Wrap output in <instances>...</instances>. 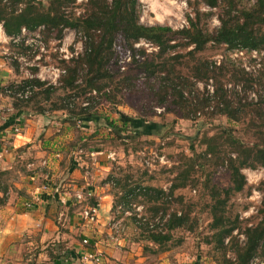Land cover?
<instances>
[{"label": "rangeland", "instance_id": "1", "mask_svg": "<svg viewBox=\"0 0 264 264\" xmlns=\"http://www.w3.org/2000/svg\"><path fill=\"white\" fill-rule=\"evenodd\" d=\"M41 1L47 6L48 0L33 2ZM87 1L76 0L65 11L72 16L82 15L86 11ZM254 3L255 0H239L240 6L250 7ZM3 4L12 7L6 0ZM23 6L24 2L18 5L20 8ZM196 11L200 13L202 28L209 32L218 28L220 9L206 5L203 0H138L136 5L140 23L169 26L174 30L189 26V18L195 19ZM0 26V72L9 76L5 90L10 88L9 85L13 86L11 92H21L23 87L30 90L26 99L16 98L13 92L2 93L4 99L0 104V122L15 114L16 110H22V130L32 127L30 120L35 119L33 133L41 139L35 144L43 149V139H48L52 144H47V150H44L60 153L59 156L46 155V163L41 168H35L37 175L34 182L43 183L46 180L42 179L43 173L56 178L63 170L76 167L77 164L73 165V162L81 163V166L77 165L81 170L97 173L90 179L91 185L100 188L101 194H107L106 202H101V207L97 204V208L109 216L105 227L110 232L104 234L85 230L106 248H113L115 237L125 235L137 240L130 246L138 250L135 253L140 252L141 247L147 249V263L150 264H156L165 256L168 264H223L222 250L208 242L213 233L210 207L213 198L210 188L204 185L208 180L210 186L218 189L232 185L228 159L229 156L236 157V154L226 140L228 132H232L245 146L264 143V48L256 50L254 54L245 49L240 53L239 49H229L225 44L209 42L202 50L194 51L193 45L183 46L185 41L179 40L174 49L179 54L178 58L158 57L157 47L140 39L134 44V55L125 48L123 37L118 35L114 41L113 58L108 64V73L113 81L98 91L85 88L82 76L86 71H81L74 88L63 84V71L83 53L87 34L66 28L59 35L56 28L41 25L34 31L25 29L19 37L12 39L4 33L1 22ZM260 32L264 34V25ZM90 36L97 44V34L90 31ZM147 59H153L152 64H147ZM197 67L201 72H196ZM124 77H129L133 82L122 84ZM163 78L174 79L183 87L184 97L178 99L157 91L159 88L156 87L163 83ZM34 79L43 84L38 85L33 82ZM216 83L222 84L227 99L233 103L234 119L218 112L222 103L212 94ZM154 84L156 87L152 90ZM48 89L52 91L47 93ZM161 101L163 103L160 104ZM83 107H91L99 119L79 121L77 115L69 114V111L78 113L79 108ZM120 116L129 117V124L124 126ZM108 121L114 126L109 125ZM213 135L218 157L210 153L204 155ZM32 145L29 142L17 149L19 153L23 151L19 154L22 157L19 156V161H25L33 151L35 155L37 150ZM16 164L18 166L20 162ZM24 167L27 170L24 164L22 173L11 169L5 176L1 175L0 180L7 179L8 185H30ZM241 172L245 185L241 191L232 192L225 204L226 215L232 220L238 218L240 229H235L233 235L240 242L244 241L241 231L246 226L257 224L264 216L260 213L264 198V166L244 167ZM179 174L180 179L177 180ZM183 175H186L185 186L169 195L173 183H183ZM103 181L108 185H101ZM44 186L46 189L42 191L57 193L48 190L47 183ZM138 186L155 187L165 194L148 197L142 191H137L126 197L127 189ZM25 189L18 194L25 195ZM90 192L93 197V191ZM60 197L65 199L59 208L64 212L65 207L68 208L66 198L70 196L60 192L58 199ZM89 197L85 196L81 202L76 201L72 209L69 207L66 212L71 209L76 212V218L83 219L80 211L92 205ZM98 200L101 201L99 197ZM174 212L186 214L188 220L183 227L170 231L171 239L166 244L159 247L148 240L140 242V237L147 234V221L154 225L153 228L158 226L166 231L163 224ZM117 215L121 216L114 218ZM61 216L64 217L63 214ZM123 217H127L126 220ZM98 219L99 215L95 223ZM139 219H144V222ZM65 221L58 226L62 223L66 226ZM82 221L85 227L94 225L84 219ZM74 233L75 229L69 235L74 236ZM78 239L82 243L81 237ZM88 244L89 241L83 247H88ZM225 258L234 260L233 251L228 250ZM255 262L264 263V255L260 251L250 259L249 264Z\"/></svg>", "mask_w": 264, "mask_h": 264}, {"label": "trees", "instance_id": "2", "mask_svg": "<svg viewBox=\"0 0 264 264\" xmlns=\"http://www.w3.org/2000/svg\"><path fill=\"white\" fill-rule=\"evenodd\" d=\"M6 1L12 7L5 6L3 4L4 0H0V22L8 37H19L22 28L34 31L41 25L56 28L59 35L66 28H73L78 32L87 34L84 41L83 53L79 58L73 60L72 64L68 65L63 72L65 74L63 84L69 88L75 87L78 78L81 77V71H86L82 76L86 89L100 91L109 86V83L113 81V77L108 73V64L113 58L114 41L118 35L123 37L126 43L125 48L132 51L134 55L136 52L134 44L140 39H145L155 45L158 49V57L171 56L178 58L179 54H176L174 49L177 47L176 44L179 40L185 41L183 42V46L193 45L194 48L192 50L194 51L202 50L209 42L217 45L225 44L232 50L245 49L247 52H251V50L259 51L261 48H264V34L260 32L261 26L264 25V0H255V3L250 7L245 5L240 6L239 0H203L206 5L220 9V24L212 32L201 27L199 23L200 13L198 11L195 13V19L189 18V26L179 30H174L169 26L163 25H144L139 22L136 13L138 0H88L86 11L79 16H72L65 11L76 0H48L47 6L42 1L34 3V0ZM21 2H24V6L20 8L18 5ZM90 31H94L97 34V44H94ZM171 53L173 55H170ZM189 54H191V51ZM147 60H149L147 64H152L151 61L153 59ZM204 65L205 63L202 64V66ZM204 69L207 70L206 66H204ZM196 72H201L199 67L196 68ZM204 74L206 73L204 72ZM33 82L38 85L43 84V82L37 79H34ZM132 82L133 80L129 77H124L121 80L122 84ZM162 82L157 87L156 84L152 85L151 89L154 90L155 87L159 88L157 91L161 90L166 95H174L178 99L184 97V88L179 86L174 79L163 78ZM221 85L220 83H216L212 93L222 103V106L218 108V112L228 118L234 119L235 109L233 103L227 99ZM9 87L12 89L13 86L9 85ZM1 90L4 92L5 87H1ZM50 91L52 90L48 89L47 93ZM106 95L108 96L107 93ZM39 112L42 113L41 110ZM69 112L71 115H77L79 121L84 119H99L98 114L91 111V107L79 108L78 113L74 111ZM120 118L124 126L129 124V117L120 116ZM108 123L114 126V123L110 121ZM214 139V135L210 137L209 144L206 146L204 152L205 156L210 153L218 157V149L216 143L213 142ZM226 140L231 146V151L236 154V157L229 156L228 159V170L230 171L232 185L226 189H218L214 185L210 186L209 180L204 185L205 188H210L213 198V203L210 204L213 233L212 239H209L208 242L214 243L218 250H222L223 264H249L250 259L257 255L259 251L264 255V216L257 224L246 226L241 231L244 241L240 242L233 235L235 229H240L238 218L236 217L232 220L226 215L225 204L232 192L241 191L245 185V177L241 172L242 168H254L257 165L264 166V143L255 144L252 147L245 146L232 132L226 134ZM190 167L192 168L191 165ZM180 174L177 176V180L180 179ZM185 179L186 175H183V183H173L169 189V195H172L176 189L184 187ZM137 188L148 197H152L153 195L160 197L165 194L163 190L155 187L138 186ZM136 189L135 187L127 189L125 192L126 197L137 193ZM92 199L89 202L94 205L92 202L96 203V201ZM58 200L60 201V199ZM260 213L264 215V198ZM143 220L139 219L141 222H144ZM187 220L188 218L184 213H172L163 224L166 226V231L161 228L159 229L158 226L153 228L154 225L152 226L147 221V234L144 237L148 241L162 247L171 239L170 231L183 227L187 223ZM228 250L233 251L235 255L234 260L225 258Z\"/></svg>", "mask_w": 264, "mask_h": 264}, {"label": "crops", "instance_id": "3", "mask_svg": "<svg viewBox=\"0 0 264 264\" xmlns=\"http://www.w3.org/2000/svg\"><path fill=\"white\" fill-rule=\"evenodd\" d=\"M8 78V75L0 72V104L4 99L1 87H5ZM22 114H24L23 111L18 109L15 114L8 117L4 122H0V176H5L11 169L22 173V168L26 164L28 171L24 167V170H26L25 177L30 184L18 185L14 183V185H8L7 179L0 180V264H83L81 254L85 249L100 253V261L97 264H150L147 263V249L141 247L140 252L135 253L136 249L130 247L133 241H137L131 237L119 235L114 238L116 244L113 245V248H106L95 239V236L85 232V230L98 231L104 234L110 232L109 228L105 227L109 216L104 214V210L102 213L99 210V207L103 206L101 202H106L107 194H101L100 188L91 185L90 179L93 178L94 174L96 176L97 173L92 174L88 170H85L86 172L81 170L77 167V165L81 166V163L75 161L73 165L77 164L76 167H71L66 171L63 170L65 175L62 176L63 172H61L58 177L54 178L51 174L49 177L48 173H43L42 179L46 180L41 184L34 182L37 175L35 168H41L46 163V155L59 156L60 153L53 154L45 151L47 150V144H52L50 140L45 138L42 144L43 149L38 148L41 145L35 144V142L38 141L39 143L41 139H38V136L33 133L35 119H27L32 122V127L29 126L28 130H22L24 125ZM14 124L20 127V133L11 134L15 126L10 127ZM53 140H56V138H53ZM29 142L33 144L32 146L36 148L37 152L34 155L33 151V154L31 153L25 161H19L18 158L21 157L19 154L23 151L19 153L17 149L26 146ZM18 162L20 164L17 166L16 163ZM103 169L101 171L106 174L107 171ZM101 171L98 170L97 172ZM19 179L21 180L22 177ZM103 182L101 185H108L107 182ZM46 183L49 185L48 190L50 191H68L70 197L66 198V205L71 209L77 202L74 198H71L70 191H93V197L99 206L97 208L99 210L98 222L85 227L83 219L81 217L76 218L77 214L73 210L70 209L69 212H66L69 209L65 207L64 212H62L59 208L63 203L58 200V193L42 191V187ZM24 188H26V194L19 195L18 193H22ZM93 197H89V200ZM97 197L101 201H97ZM36 198L38 200H35L34 205L26 206V202ZM120 216L117 215L114 218L118 219ZM126 218L123 217L124 220ZM63 221L67 225L65 226L62 223L61 226H58ZM74 229V236H70V231ZM77 236L81 237L82 240L87 238L89 241L88 247H83ZM140 239H142L140 242L147 240L144 237H140ZM125 246H127L126 249ZM134 256L138 258L134 259ZM165 257H161L156 264H168L164 260Z\"/></svg>", "mask_w": 264, "mask_h": 264}, {"label": "built area", "instance_id": "4", "mask_svg": "<svg viewBox=\"0 0 264 264\" xmlns=\"http://www.w3.org/2000/svg\"><path fill=\"white\" fill-rule=\"evenodd\" d=\"M2 30V27L0 26V31ZM25 30V28H22V32ZM5 33V32H4ZM13 39V37H10ZM15 40V39H14ZM256 50H251V53L254 54ZM240 53H242V50H239ZM64 72V71H63ZM24 88V87H23ZM23 91H12L14 93V95L16 96V98H28L30 95V90L28 89V87H26L25 89H23ZM8 89V90H7ZM5 91L12 93L10 88H7ZM10 89V90H9ZM156 111L160 112L161 109L160 108H155ZM14 131L16 134L20 133V127L15 126L14 127ZM46 187L43 186L42 190H45ZM136 191H139V189L137 188ZM60 192L68 193L67 190L65 191H57L58 193V197L60 196ZM71 196L78 202H81L83 199L85 200V196H92L90 190L84 192V191H74L73 193H71ZM35 200L37 201L38 199H34V200H29V202H26V206L30 207L31 205H34ZM64 198L61 199L60 197V201L63 203L64 202ZM81 216L83 217V219L87 222H92L95 223V221H97V204L91 205V206H87L86 208L82 209L81 211ZM88 240L85 238L82 240L83 244H87ZM82 259H83V264H97L100 261V253L99 252H93L91 250H84L81 254ZM256 264V262L254 263ZM264 264V263H263Z\"/></svg>", "mask_w": 264, "mask_h": 264}]
</instances>
